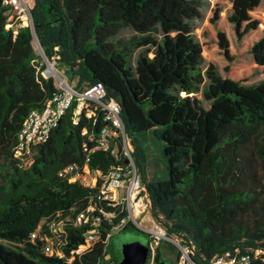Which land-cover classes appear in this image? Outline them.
<instances>
[{
    "label": "trees",
    "instance_id": "1",
    "mask_svg": "<svg viewBox=\"0 0 264 264\" xmlns=\"http://www.w3.org/2000/svg\"><path fill=\"white\" fill-rule=\"evenodd\" d=\"M3 10L0 4V264H100L111 237L103 219L99 239L70 262L85 227L67 229L63 257L29 240L43 219L88 205L90 189L58 177L59 168L76 162L104 173L114 163L103 151L84 161L83 143L93 145L89 136L106 122L100 108L76 113V101L35 154L14 156L28 112L55 90L34 37L48 61L76 78V90L100 83L119 102L150 213L168 236L193 241L198 264L226 248H264V78L251 82L253 72L235 63L250 54L264 74V0H32V24L16 33ZM124 28L135 35L118 37ZM137 46L145 48L132 65ZM149 132L160 142L163 178L145 176L140 136ZM105 209L117 223L118 208ZM154 251L156 264L165 260L159 245Z\"/></svg>",
    "mask_w": 264,
    "mask_h": 264
},
{
    "label": "built area",
    "instance_id": "2",
    "mask_svg": "<svg viewBox=\"0 0 264 264\" xmlns=\"http://www.w3.org/2000/svg\"><path fill=\"white\" fill-rule=\"evenodd\" d=\"M0 4L4 9L3 15L8 26L13 28L15 33L19 28L31 24L32 0H1ZM34 49L40 53L35 40ZM43 61L45 62L44 58ZM48 70L49 67L46 66L44 73L53 77L55 90L43 107L28 112L16 134L14 156L25 160L35 154L36 147L47 141L51 130L76 101V113L85 110L86 115L89 116L92 109L100 108L106 122L96 136H89L93 145L83 143L84 161H90L94 152L103 151L108 153L114 162L104 173L97 169L85 171L76 162L67 163L59 168L58 177L90 189L86 195L88 205L75 214L72 211L67 213L58 211L43 219L37 228L29 233L30 242L42 240V252L45 255L63 257V249L68 243L67 229L85 227L84 241L70 251V257L67 258L70 262L75 254L88 249L99 239L104 228L103 219L108 220L110 224L107 230L108 237L124 229L128 223L142 228L137 223L143 215L145 216L144 213L150 211L151 202L146 185L133 159L134 147L131 138L125 132L119 102L115 98H106L105 88L100 83L78 91L60 74L56 75ZM105 205L118 208L116 213L121 217L117 223L111 225V216ZM144 230L153 237L155 243L166 240L173 244L176 248V264H198L194 260L195 244L191 239L168 236L161 226ZM79 248L84 249L80 251ZM109 257L107 254L100 264H113ZM256 261L264 264L263 247H257L252 252H243L239 248H226L208 259L203 258L200 264H254Z\"/></svg>",
    "mask_w": 264,
    "mask_h": 264
},
{
    "label": "rangeland",
    "instance_id": "3",
    "mask_svg": "<svg viewBox=\"0 0 264 264\" xmlns=\"http://www.w3.org/2000/svg\"><path fill=\"white\" fill-rule=\"evenodd\" d=\"M230 4H226L224 7V10L226 11L227 8H229ZM204 15L207 14V8H203ZM223 17H225V12H223ZM197 26H201L206 24L205 20L197 21ZM199 29H196V32L198 33ZM228 31L232 34V28L230 25H228ZM134 34V32L129 28L122 29L118 37L123 38H131ZM160 36H158L159 39ZM145 47H135L133 48L132 55H131V64L134 65L135 59L137 57V54L139 51L143 50ZM37 54H40L38 50L36 51ZM54 70L60 74L62 77H64L71 85H75L76 78L72 79L69 75L65 72L64 68L62 66L56 65L54 62H50ZM235 63L243 65L248 67L252 72L253 76L251 78V82H257L260 79L264 78V74L256 73V64L250 54H245L241 57L236 58ZM87 88H82L83 90ZM200 95V93H198ZM141 143L146 149V157H147V163H146V169H145V176L148 179H157V178H163L165 177L166 173L163 167L161 153H160V142L155 137V135L152 132L143 134L140 136ZM4 173L1 171L0 168V176ZM2 179H0L1 181ZM29 178L27 175H24L23 182H28ZM140 218V221H138V225H140L142 228L131 225L127 226L125 229L118 230L114 233H112L110 239H109V246L107 247L108 255L111 257L117 258L119 261L121 259V246L124 243L132 242V241H140L143 244H148L149 242V234L144 229H153V227H162L161 224H159L157 221H155L150 213V211H147L144 213ZM159 224V225H158ZM144 228V229H143ZM159 245L161 249V253L163 258L166 261V264H176V248L173 246V244L170 241H159L156 242L152 240L151 242V251H150V258L147 260L146 264H156L154 260L155 251L154 248ZM84 249V248H83ZM82 248H79L78 250H83Z\"/></svg>",
    "mask_w": 264,
    "mask_h": 264
},
{
    "label": "water",
    "instance_id": "4",
    "mask_svg": "<svg viewBox=\"0 0 264 264\" xmlns=\"http://www.w3.org/2000/svg\"><path fill=\"white\" fill-rule=\"evenodd\" d=\"M34 40L40 48V54L44 58L46 66L49 67L48 71H50V68H52L53 65L45 57L35 37ZM149 250H150L149 245L143 244L140 241H132V242L124 243L121 246V259L117 261L116 264H145L148 259V255L150 252ZM158 264H166V261L161 260L158 262Z\"/></svg>",
    "mask_w": 264,
    "mask_h": 264
},
{
    "label": "bare ground",
    "instance_id": "5",
    "mask_svg": "<svg viewBox=\"0 0 264 264\" xmlns=\"http://www.w3.org/2000/svg\"><path fill=\"white\" fill-rule=\"evenodd\" d=\"M50 71L54 72L56 75H58V73L54 70V67L50 68Z\"/></svg>",
    "mask_w": 264,
    "mask_h": 264
},
{
    "label": "flooded vegetation",
    "instance_id": "6",
    "mask_svg": "<svg viewBox=\"0 0 264 264\" xmlns=\"http://www.w3.org/2000/svg\"><path fill=\"white\" fill-rule=\"evenodd\" d=\"M148 260V259H147ZM147 262V261H146Z\"/></svg>",
    "mask_w": 264,
    "mask_h": 264
}]
</instances>
